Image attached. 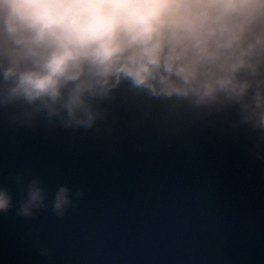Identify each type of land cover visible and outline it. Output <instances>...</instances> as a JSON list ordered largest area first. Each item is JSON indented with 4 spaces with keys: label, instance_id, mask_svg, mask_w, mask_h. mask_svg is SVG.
I'll return each mask as SVG.
<instances>
[{
    "label": "clouds",
    "instance_id": "clouds-1",
    "mask_svg": "<svg viewBox=\"0 0 264 264\" xmlns=\"http://www.w3.org/2000/svg\"><path fill=\"white\" fill-rule=\"evenodd\" d=\"M114 105L169 138L226 129L264 159V0H0V115L88 131ZM16 215L82 193L17 177ZM12 206L0 187V214ZM41 255H47L42 249Z\"/></svg>",
    "mask_w": 264,
    "mask_h": 264
},
{
    "label": "water",
    "instance_id": "water-1",
    "mask_svg": "<svg viewBox=\"0 0 264 264\" xmlns=\"http://www.w3.org/2000/svg\"><path fill=\"white\" fill-rule=\"evenodd\" d=\"M18 176L49 204L61 186L82 196L23 218ZM0 187V264H264V159L226 129L169 138L118 105L88 131L0 115Z\"/></svg>",
    "mask_w": 264,
    "mask_h": 264
}]
</instances>
